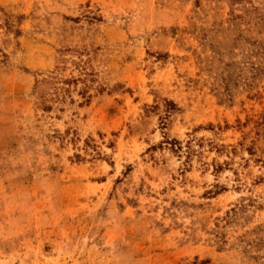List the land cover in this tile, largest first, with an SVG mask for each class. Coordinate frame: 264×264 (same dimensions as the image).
Here are the masks:
<instances>
[{"label":"rangeland","instance_id":"374dc122","mask_svg":"<svg viewBox=\"0 0 264 264\" xmlns=\"http://www.w3.org/2000/svg\"><path fill=\"white\" fill-rule=\"evenodd\" d=\"M0 264H264V0H0Z\"/></svg>","mask_w":264,"mask_h":264}]
</instances>
